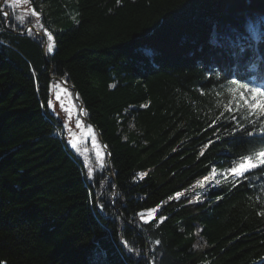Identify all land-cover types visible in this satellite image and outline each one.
<instances>
[{
	"label": "trees",
	"instance_id": "16d2710c",
	"mask_svg": "<svg viewBox=\"0 0 264 264\" xmlns=\"http://www.w3.org/2000/svg\"><path fill=\"white\" fill-rule=\"evenodd\" d=\"M263 59L264 0H0V264H264V133L212 124Z\"/></svg>",
	"mask_w": 264,
	"mask_h": 264
},
{
	"label": "snow or ice",
	"instance_id": "6c2138e0",
	"mask_svg": "<svg viewBox=\"0 0 264 264\" xmlns=\"http://www.w3.org/2000/svg\"><path fill=\"white\" fill-rule=\"evenodd\" d=\"M119 2L120 0H117V3ZM52 39L53 37L48 35V40L52 41ZM52 50L53 44L49 43L48 51L51 52ZM243 51L244 49L241 48V52ZM216 78L220 79L219 72L216 73ZM229 85L228 91L230 93L238 91L239 95L236 96L235 99H230L228 101L224 109L212 121V124H217L221 120L232 121V127L223 129V134L227 136H233L238 132L249 137L253 136L255 133H264V88L253 87L247 83L239 82L236 79H230ZM59 98L60 96L58 93L57 99ZM48 107H53L51 101L48 102ZM225 113H227V115H225ZM247 126H251V130H248ZM219 131L220 129H217V132ZM220 138V136H217V139ZM209 143H211V141ZM75 146V143H73L72 147ZM207 146V144L204 145L205 148H207ZM201 155H203V152H201ZM258 167H264V147H261L257 151H251L250 154L241 155L238 160H234L232 165L225 170L226 174L222 173V175H225V179L230 175L236 183H239V181L245 177L246 173ZM89 174L91 175V171ZM211 175L215 177L216 172L213 171ZM208 180L209 177L205 176L204 181ZM215 183L219 185L221 181L217 179ZM200 186L204 187V182H201ZM175 195L176 197H180L182 194L177 192ZM157 207H159V205ZM155 211L156 209H152L149 212V219L152 218V214ZM128 251H132V249L129 248Z\"/></svg>",
	"mask_w": 264,
	"mask_h": 264
},
{
	"label": "rangeland",
	"instance_id": "374dc122",
	"mask_svg": "<svg viewBox=\"0 0 264 264\" xmlns=\"http://www.w3.org/2000/svg\"><path fill=\"white\" fill-rule=\"evenodd\" d=\"M27 29H29V28H27ZM36 32H39V31H36ZM43 39H45V38H43ZM262 62H264V59L262 60ZM258 88H264V73L261 75V79L259 81V87ZM59 96H60V101L61 102H65L66 99H67L68 94H67V92L65 90H62ZM56 97H57V94H56ZM55 107L57 108V106H55ZM69 109L72 112V114H68V117L64 116L62 114V118H61L62 123H64V128L70 134V135H67V137L68 136H72V138L80 137V143H82V144H85L87 141H89L90 145H91V147L93 149L94 154L96 156H102V154L100 153L99 148L97 146V141L95 140L94 131L91 128L88 127L87 130H84L83 132H80L79 126L77 124V121L73 117V105ZM72 131H73V133H71ZM80 156L83 157L84 156L83 153H81ZM151 210L152 209H150V211ZM153 214H152V216H153ZM148 219H149V216L145 217V218H141L142 221H147Z\"/></svg>",
	"mask_w": 264,
	"mask_h": 264
},
{
	"label": "water",
	"instance_id": "95a60500",
	"mask_svg": "<svg viewBox=\"0 0 264 264\" xmlns=\"http://www.w3.org/2000/svg\"><path fill=\"white\" fill-rule=\"evenodd\" d=\"M30 27H31V26H30ZM37 34H38L39 36H41V37L44 38V35H43L41 32H37ZM43 48H45V45L43 46ZM66 86L72 90V92H73L74 95L76 94V91H75V89H74L73 87L68 86V85H66ZM79 110H82V105H81L80 103H79ZM71 133H73V131H72ZM98 139L101 140V139H100V134L98 135ZM105 149H106V148H105Z\"/></svg>",
	"mask_w": 264,
	"mask_h": 264
},
{
	"label": "bare ground",
	"instance_id": "6f19581e",
	"mask_svg": "<svg viewBox=\"0 0 264 264\" xmlns=\"http://www.w3.org/2000/svg\"><path fill=\"white\" fill-rule=\"evenodd\" d=\"M38 35V34H37ZM41 37V36H40ZM45 45V44H44Z\"/></svg>",
	"mask_w": 264,
	"mask_h": 264
}]
</instances>
